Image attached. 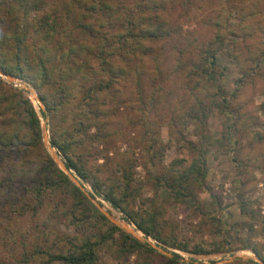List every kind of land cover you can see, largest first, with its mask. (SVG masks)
<instances>
[{
	"label": "trees",
	"instance_id": "obj_1",
	"mask_svg": "<svg viewBox=\"0 0 264 264\" xmlns=\"http://www.w3.org/2000/svg\"><path fill=\"white\" fill-rule=\"evenodd\" d=\"M248 1L0 0V73L33 88L44 107L40 115L49 121V145L65 169L89 184L146 239L192 255L244 249L249 240L227 232L211 251L203 244L180 241L176 223L166 211L159 212L154 201L146 209H133L142 190L134 170L154 165L163 156L159 128L164 122L179 141L181 126L193 122L197 129H205L214 109L225 117L221 136L206 134L197 144L189 142L193 157L187 167L181 169L184 161H174L165 172L148 179L175 203L202 214L197 190L208 174V148L233 149V162H240L236 134L259 124L257 119H241L238 83L234 91L224 92L216 61L217 53L223 51L241 62L238 46L234 43L229 49L227 38L235 35L246 42L258 32L262 50L248 56L247 67L241 65V70H264V30L257 20L262 16L260 4ZM168 6L180 8L188 22L196 20L195 12L205 10L208 16L198 24L211 29L212 35L182 36L181 27L162 17ZM232 13L237 20L233 30L228 23ZM166 46L170 51L164 52ZM169 52L171 58L165 57ZM126 82L127 91L123 90ZM103 98H109L112 107L103 109ZM126 100L134 106V114L124 121L116 117ZM258 109L264 111V103ZM253 135L263 142L262 133ZM130 136L133 139L127 140ZM123 141L127 149L120 153ZM136 150L138 158H134ZM100 159L103 163L97 164ZM91 198L51 159L39 116L25 92L0 78V223L3 215L34 222L20 232V255L2 252L3 247L16 244L18 232L8 229L5 236L0 235V264H101V251L118 262L139 255L140 264H157L154 257L158 264L183 263L179 255L167 258L156 253L149 243L138 241L101 214L97 221L88 207ZM54 219L62 220L75 235L50 230L48 224ZM97 222L105 228L88 236ZM210 222L220 234V221L212 217ZM236 226L245 229L246 225ZM28 235L41 241L29 246ZM234 243L239 246L230 247ZM251 252L264 263L256 249Z\"/></svg>",
	"mask_w": 264,
	"mask_h": 264
},
{
	"label": "rangeland",
	"instance_id": "obj_2",
	"mask_svg": "<svg viewBox=\"0 0 264 264\" xmlns=\"http://www.w3.org/2000/svg\"><path fill=\"white\" fill-rule=\"evenodd\" d=\"M252 4H260L258 8L262 13V16L257 20L260 21L259 26L264 30V0H250ZM247 8V7H246ZM167 12H162V17L166 18L172 25L181 27V35H189L198 39L212 35L211 29H205V27L199 25V22H203L205 17L208 16L205 10L196 13V20L188 22L183 16L180 8H166ZM258 10V11H259ZM230 21L228 22L232 27V30L236 24L234 13L231 14ZM260 28V27H259ZM228 44L230 46L234 43L238 46L236 54L240 55V61L229 58L223 51L217 53L216 67L221 73L220 84L224 92L230 93L235 90V85L238 83L240 88V95L238 97V106L242 107L241 119L256 120L258 126H254L255 129H248L236 134V140L241 143L240 146V162L238 164L233 162V149L218 148L217 151L208 148L206 153V161L208 174L201 188L197 190V199L199 202L200 210L202 214L194 211L188 206L175 203L170 197L168 192L163 188H156L150 175H157L158 173L165 172L168 167L174 161H184L180 168L187 167L193 157V154L188 149V143H199L201 135H209L213 138H219L223 130V122L225 120L224 114L219 113L214 109L209 114L205 129H197L196 124L190 122L184 124L179 128L181 131L182 139L177 141L176 138L170 135L168 125L166 122L159 128V136L164 148L163 156L155 159V164H146L137 166L134 170V179L139 181L142 185L141 196H138L135 200L133 209L137 211L138 207L146 209L154 201L159 212H167L168 219L176 223L175 234L180 241H187L191 243L203 244L207 250L211 251V247L214 242H219L223 236L239 234L241 239H248L249 245L244 249H237L232 251H226L218 254L209 255H192L171 248L164 247L163 245L153 241L152 239H146L133 225H128L123 221V215L111 208V206L104 200L101 195L95 194L89 184L83 183L73 172L67 171L64 173L59 165L62 163L61 158L57 154L56 150L49 145V121L43 119L40 115V109H44L33 88L23 81L13 78L15 82H10L7 76H0V78L8 85L13 86L25 92V95L30 99L35 111L37 112L42 130L43 144L50 155L53 162L57 167L68 177V179L83 192L84 195H92L93 198L89 199L88 207L91 209L93 216H97V221L100 220L99 214L103 215L107 221L118 227L120 230L130 234L132 237L142 243H149V245L156 251V253L171 258V254L179 255L183 263L193 262L194 264H264L255 256L251 249L256 251L264 259V140L263 142H257L254 138V133H262L264 139V111L258 109L261 104L264 103V70H250L247 73H243L241 65L247 67V58L255 57L258 49L261 47V34L258 32L254 38L243 40V37L239 38L235 35H230L228 38ZM162 44V43H161ZM235 45V46H236ZM161 45H159L160 47ZM170 51L166 46L165 51ZM165 57L170 56V52ZM264 60V59H263ZM261 59V61H263ZM250 69V68H248ZM247 70V68H246ZM12 78V77H10ZM124 84L123 90H129L130 86ZM179 84V83H178ZM128 98V96H127ZM103 109H109L112 107V102L109 98H103ZM122 110L119 112L116 118H121L126 121L127 117H132L134 112V106L127 100L123 102ZM99 104V103H97ZM74 108V105L72 106ZM76 108V107H75ZM85 108V107H82ZM249 121V120H248ZM250 122V121H249ZM251 123V122H250ZM202 131V134L200 133ZM47 137L45 144L44 135ZM125 140V136L123 138ZM133 136L127 138L132 140ZM127 149L122 142L119 152H123ZM112 154L110 153V156ZM138 150L135 151V157L138 158ZM90 162H93L92 157ZM103 160H98L97 164H102ZM240 196V197H239ZM4 219L0 223V235L7 234V230L17 231L18 234L15 237L17 239L16 244L6 246L2 248V252L6 254L12 253L20 255V232L22 233L27 228L32 227V221H20L15 220L13 216L7 218L3 215ZM215 217L220 221L221 233L216 232V226L211 224L210 219ZM7 219V220H6ZM9 219V220H8ZM245 223V229L236 224ZM49 229L60 235H75V232L68 229L60 219H54L49 222ZM102 227L105 228L102 222H97V228L93 227L88 236L98 234L102 232ZM48 229V230H49ZM38 231V230H37ZM228 232V235L226 233ZM16 233V232H15ZM117 237V234H115ZM78 238L82 240L83 235H78ZM5 241V240H4ZM3 241V242H4ZM36 236H26V242L29 246L39 243ZM239 244H231L230 247H238ZM12 247V248H11ZM14 249V252L11 250ZM99 254L101 264H140L142 259L139 255H133L129 259L121 262L116 261L109 254H104L102 251ZM4 257L6 256L3 254ZM250 262L248 263L247 261ZM154 261L158 264L160 260L154 257ZM61 264V263H55Z\"/></svg>",
	"mask_w": 264,
	"mask_h": 264
},
{
	"label": "water",
	"instance_id": "obj_3",
	"mask_svg": "<svg viewBox=\"0 0 264 264\" xmlns=\"http://www.w3.org/2000/svg\"><path fill=\"white\" fill-rule=\"evenodd\" d=\"M1 75H2V74L0 73V76H1ZM4 77H5V76H4ZM5 78H7L10 82H15V80H14L13 78H10V77H5ZM43 136H44V141H45V144H46V142H47V137L45 136V134H44ZM59 165H60L62 171H63L64 173L67 174V170L65 169V167L63 166V164L59 163ZM67 175H68V174H67Z\"/></svg>",
	"mask_w": 264,
	"mask_h": 264
}]
</instances>
